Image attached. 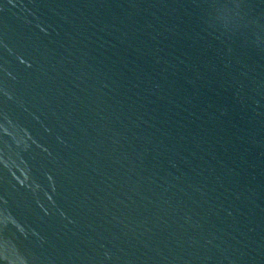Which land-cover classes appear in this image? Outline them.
Masks as SVG:
<instances>
[{
  "label": "water",
  "instance_id": "95a60500",
  "mask_svg": "<svg viewBox=\"0 0 264 264\" xmlns=\"http://www.w3.org/2000/svg\"><path fill=\"white\" fill-rule=\"evenodd\" d=\"M0 264H264V0H0Z\"/></svg>",
  "mask_w": 264,
  "mask_h": 264
}]
</instances>
